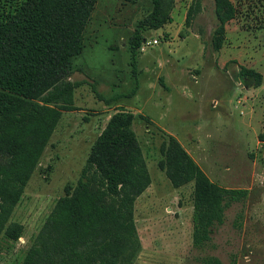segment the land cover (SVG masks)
Wrapping results in <instances>:
<instances>
[{
  "label": "rangeland",
  "instance_id": "374dc122",
  "mask_svg": "<svg viewBox=\"0 0 264 264\" xmlns=\"http://www.w3.org/2000/svg\"><path fill=\"white\" fill-rule=\"evenodd\" d=\"M174 1L171 20L143 30L134 54L129 38L151 3L96 1L82 49L72 60L70 79L81 82L73 109L61 110L14 207L10 221L22 225L21 236H0V264L22 260L56 200L81 178L109 117L121 108L134 114L151 177L134 203L139 247L131 264H195L202 254L224 264H264V0H232L238 13L225 24L219 50L212 44L214 0ZM197 2L200 10L186 24ZM243 68L260 73L261 84L242 75ZM169 135L212 182L248 191L225 209L203 250L192 246V184L173 187L158 165Z\"/></svg>",
  "mask_w": 264,
  "mask_h": 264
},
{
  "label": "trees",
  "instance_id": "16d2710c",
  "mask_svg": "<svg viewBox=\"0 0 264 264\" xmlns=\"http://www.w3.org/2000/svg\"><path fill=\"white\" fill-rule=\"evenodd\" d=\"M96 1L9 0L0 5V236H21L22 225L10 221L14 207L61 110L73 109L74 89L81 82L70 79L72 60L82 49ZM148 1L150 12L129 38L133 54L143 43V30L171 20L174 0ZM199 10L198 2L189 7L186 24ZM214 12L212 44L219 50L225 24L237 16L238 7L232 0H214ZM242 75L261 84L258 72L243 68ZM133 120V112L123 108L111 114L90 148L81 178L56 200L22 260L14 264H131L139 247L134 203L151 183ZM160 150L158 165L172 186L192 184V246L203 250L225 209L248 191L212 182L172 135ZM195 264L224 263L202 254Z\"/></svg>",
  "mask_w": 264,
  "mask_h": 264
},
{
  "label": "built area",
  "instance_id": "2783aa9c",
  "mask_svg": "<svg viewBox=\"0 0 264 264\" xmlns=\"http://www.w3.org/2000/svg\"><path fill=\"white\" fill-rule=\"evenodd\" d=\"M152 42H156V40H152ZM148 43H150V41H148Z\"/></svg>",
  "mask_w": 264,
  "mask_h": 264
}]
</instances>
